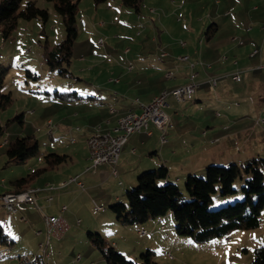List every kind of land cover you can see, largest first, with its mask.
Masks as SVG:
<instances>
[{"label":"rangeland","instance_id":"obj_1","mask_svg":"<svg viewBox=\"0 0 264 264\" xmlns=\"http://www.w3.org/2000/svg\"><path fill=\"white\" fill-rule=\"evenodd\" d=\"M28 2L47 11L46 23L39 19H20L7 37L3 38L0 34V69L6 70L1 91L10 96V103L0 110V126L4 128L0 137V195L11 189L13 181L44 167L45 154L72 156V161L59 166V170L74 173L83 168L86 151L79 135L87 130L82 128L86 125L81 122V114L88 115L91 123H96L95 119L99 118L97 114H102L103 109H86L81 105L73 106L56 100L53 96L55 91L75 90L79 95L86 96L91 95L93 88L97 87L105 99L112 97L108 94L124 91L126 102L134 101L139 107L147 104L144 101L153 92L171 91L184 84L183 78L177 74H186L183 63L189 67V62L179 61V57L186 56L190 62L205 66L218 62L225 67L236 61L237 66L231 64L232 69L242 68L243 64L253 68L255 62L246 61L248 53L253 54L255 51L258 54L264 50V0H143L138 13L121 6L120 0H106L98 5H94L91 0H80L76 11L77 36L72 44L69 65L75 78L67 79L49 71L44 58L45 52L65 36L59 15L52 2L46 0H22L20 9H24ZM207 33L212 34L208 41ZM239 41L242 45L238 44ZM223 57L228 62H219ZM167 69L174 71L176 77L166 79ZM239 73L244 81L248 73ZM109 79L120 80V83H109ZM198 83V89L190 99L173 103L168 98L163 109L168 117H174L175 122L174 128L165 136L170 147L165 146L159 157L173 167L182 164L185 168L171 171L172 183L182 191L187 175L181 178L178 175L191 166L196 169L191 175L205 177V169L209 165L227 167L230 163L242 165L257 157L264 159V126L256 123L264 119V112L253 107L245 109L244 103L239 110H230L229 101L225 102L227 105L215 104L209 99L214 89L207 86L206 82ZM198 97H201V102H196L201 100ZM135 98L140 99V102ZM73 112H79V115L74 117L71 115ZM130 112L139 114L141 110ZM19 114L22 115L21 123L14 120ZM227 116L233 121L240 118L241 127H256L253 141L240 149L233 145L228 151L217 144L209 145L202 132L220 130ZM48 119L53 123L51 139L47 134ZM76 126L79 131L73 130L72 134L66 132V128L75 129ZM95 131L103 134L98 128ZM28 136L37 140L39 154L23 164L7 163L6 142ZM70 140H77V143L66 146L65 143ZM56 142L61 144L55 145ZM156 142L159 149L160 145ZM198 151L204 152V156L196 157ZM146 154L147 151L136 156L145 159ZM230 155L236 156L231 158ZM128 161L133 160L128 157ZM201 170L202 173L199 172ZM46 173L38 176L31 185L43 184ZM134 187L124 190L123 195ZM119 202L125 203V200ZM232 202L214 195L209 207L216 209ZM110 205L104 207L106 215L102 213L96 219L93 216L95 213L86 211L84 223L79 226L68 220L73 231L76 230L85 241H63L66 245L59 247L55 239H50L45 253L52 256L62 253L59 257L55 256L57 262L60 258L58 264H70L77 255L94 264H105L88 241L87 233L91 232L100 234L113 243L116 251L135 262H139L140 254L151 251L156 264H249L253 260L254 249L264 243V211L259 226L253 230L236 229L226 236L196 244L189 237L176 234L171 213L155 223L149 221L143 225L124 226L115 221L109 210ZM0 214L7 218L0 225L8 237L14 240L11 247L0 246V264H17L18 255L27 256L30 260L40 255L38 245L45 242L44 223L34 215H23L26 217L23 222L19 221L20 215L14 216L4 209H0ZM88 219L94 220L88 221L86 228L84 224ZM37 230L43 234L37 236ZM142 231L144 234H141ZM47 264L53 263L48 260Z\"/></svg>","mask_w":264,"mask_h":264},{"label":"trees","instance_id":"obj_2","mask_svg":"<svg viewBox=\"0 0 264 264\" xmlns=\"http://www.w3.org/2000/svg\"><path fill=\"white\" fill-rule=\"evenodd\" d=\"M46 1L52 2L54 10L61 19L65 36L51 50L45 52V63L49 71L63 78L74 79L69 65L72 44L77 36L76 11L80 0ZM91 1L94 5H98L106 0ZM21 3L22 0H0V34L3 38L16 28L20 19L27 21L39 19L46 23L48 19L46 10L37 8L31 2H28L24 9H20ZM120 4L138 13L143 0H120ZM211 37L212 34L207 33L206 41ZM5 73V69H0V110H4L10 103V96L1 91ZM53 96L56 100L67 103H77L93 97L79 95L75 90L55 91ZM21 119V114L14 117V120L20 123ZM3 130L4 128L0 126V137L3 135ZM6 143L5 153L9 164H23L39 154V145L33 136L16 138ZM68 158L65 154L44 155V167L13 181L9 192L19 193L32 188L30 186L38 176L55 170L66 163ZM168 177V170L163 165L141 173L136 179L135 187L125 191V203L116 202L109 206L115 221L124 226L143 225L149 221L154 223L160 221L161 218L171 213L176 234L187 236L196 244L226 236L236 229L253 230L259 226L264 211L263 158H253L242 165L230 163L227 167L209 165L205 169V177L188 175L184 181L183 191L175 183L169 181ZM214 195H218L225 201L233 200V202L210 209ZM87 238L105 264H156L151 251L140 254L139 262H135L116 251L113 244L100 234L88 232ZM13 244L14 240L9 238L0 226V246L11 247ZM47 261H39L37 264H47ZM249 264H264V243L254 249L253 260Z\"/></svg>","mask_w":264,"mask_h":264},{"label":"crops","instance_id":"obj_3","mask_svg":"<svg viewBox=\"0 0 264 264\" xmlns=\"http://www.w3.org/2000/svg\"><path fill=\"white\" fill-rule=\"evenodd\" d=\"M254 11H257V10L255 9ZM259 53L258 55L254 51L253 53L254 56L251 52L248 53V58L246 61L247 62L254 61L255 63L252 64L253 68L248 67L245 64H243L242 68L232 69L231 64H234L237 66L236 61H234L233 63L225 67L223 65H220L218 62L209 63V65L207 66H205L202 63H199L194 68V71L197 72V80L200 82V84H203V82H206L207 86H209L211 89H214L213 92H211L209 99L211 101H214L215 104L227 105L225 102L229 101L227 103L229 104L228 108L230 110H232L233 108L235 110L236 109L239 110L242 108V105H243L242 103H244L245 109H249L253 107L254 109L261 110L264 112V50H261V52ZM221 61L225 63V62H228V59L227 60L221 59L219 62ZM183 65L185 66L184 69L187 70L186 74L184 75L177 74V76L180 78H183L184 80L183 83H185L187 81L188 76L191 73V69L187 66V64L183 63ZM168 70H171V69H167V71ZM235 71L244 72L243 75H246L248 73V75L246 76L247 78L243 81L240 75V81L235 82L232 79V74L235 73ZM175 77H176V73L174 72V78ZM210 78L216 79V86L213 87L208 82ZM108 82L119 84L120 80H110L109 79ZM231 88L234 90L230 91L229 89ZM93 89H94V92L91 94V96H93L92 99L83 100L77 103H70L73 106H76V105L84 106L86 109H98V110L103 109L102 114H99V113L97 114L99 118L95 119L96 123H91V121L88 119V115L81 114L82 115L81 122H83V124L86 125L85 127H82V128L87 130L85 131L83 135H79L85 147L84 151H86L85 152L86 154L85 163H84L83 168L78 169L77 171H74V173L68 172L67 170H59V168H56L53 171L47 172L44 175L45 182L43 184H41L40 186L38 185L30 186L33 189L40 190L33 195V201L29 203V205L19 204L16 207V213L12 214L14 216L20 215L19 221H23V222H25V219H26L25 216L27 215L29 216L34 215L38 217V219L41 220L42 223H43L42 219L46 216L62 217L68 223L69 229L59 240L54 241L58 243L59 247L60 246L64 247V245H66L65 243H63V241L65 242L68 241L70 243H73V242L80 243L82 241H85L84 240L85 238L79 237L80 234L76 230L73 231V228H72L73 226H71L69 222H73V225L75 224L76 226L81 225L82 223H84V213L86 211L95 213V215H93L95 216L94 217L95 219L97 218L98 215H101L102 213L106 215L107 212L104 210V207L107 205L113 204L115 202H119L122 199L125 200L123 191L131 186H134L136 184L137 177L141 173L148 171V170L156 169L159 166L163 165L168 170V174H169L168 180L173 182V179L171 178L172 169L177 170L179 167L180 169L178 170L185 169L182 166V164L178 166L175 165L176 167H173L170 163H168V161L161 159V157H159L161 150L165 146L170 147V143L168 141L162 143L160 139L162 136L161 132L159 133V131L155 128V126L152 123H148L146 129H142L138 133L131 134L128 137L124 146L121 148V151H120L121 154L119 155L120 157L115 167L116 169L115 176L112 175V168L109 165L99 166L97 170L95 171V173L86 172L85 168H92L91 167L92 160H88V149L86 145V140L95 131V128H98L99 130H101L103 134L104 133L114 134L116 126H117V121L123 114H126L127 112H130L131 110L133 112L139 110V107H137L134 101L126 102L127 97L124 94V91L122 93L108 94L110 97L111 96L112 97L109 99L107 98L105 99L102 97V93L99 90V88L96 87ZM161 91L162 90H157L153 92L151 95L148 96L147 101H144V102L149 103L151 99L157 94H159ZM168 98L171 99L173 103H177L171 96H169ZM198 98L201 99V97H198ZM135 100H139L140 102V99L138 98H135ZM201 101L202 99L196 100V102H201ZM78 113L73 112V114L71 115H73L74 117H77L79 115ZM216 116L220 117L219 113H216ZM173 118L169 117L170 123L168 125L166 134L168 133L169 130H172L174 128L175 121L173 120ZM226 118H227L226 123H223L221 125L220 130L202 132L203 137H207V142L209 145L217 144L219 145V147L228 151L230 148H232L231 146L233 145L234 147H238V149H240L246 146L247 144H249V142L253 141L254 131L256 130V127H253V125L248 126V127H241L239 125V123H241L240 118L234 121L231 119L230 116H227ZM231 120H232L231 123H227V122H230ZM49 122H51L52 131L50 134L48 133L47 134L48 136H50L49 139H51L52 138L51 135L53 132V123L50 119H48L46 122L47 129H48ZM73 130L79 131L80 129L77 126L75 127V129L66 128V132L68 133L73 132ZM156 141H158L160 145L159 149L156 147V143H157ZM76 143H77V140H70L69 143H65V145L66 146L67 144L75 145ZM59 144L61 143L59 142L55 143V145H59ZM146 151H147V154L145 156V159H140L138 158V156H136L137 154H142L143 152H146ZM227 155L228 154H226V157H229ZM153 156H155L156 159ZM201 156H204V152L200 153V151H198V153H196V157L201 158ZM235 156L236 155H232V156L230 155L231 158H234ZM128 157L133 161H128ZM134 157L135 159H133ZM67 161H72V156L69 157ZM89 162H90V165L88 164ZM186 170H187L186 172L180 171L182 174L178 175V178H181L180 176H184V175H187V176L191 175L192 172L195 171L196 169H194V166H191L187 168ZM199 172L202 173V170ZM74 177L77 178L76 182L69 183L62 188H57L53 190L45 189L48 186L58 187L61 182H65L68 179L74 178ZM78 182L82 184V187H79V185L77 184ZM1 183H4L3 180H1ZM9 191L10 189H7L4 192L6 193ZM20 206L21 208H19ZM95 206L99 207L100 210L95 211L94 210ZM62 207H65V209L62 210L61 209ZM0 209H4L1 206V204H0ZM6 220H7L6 216L3 214H0V224L1 222L6 221ZM90 220H94V219L86 220L85 224ZM85 224L84 226H86L87 228L88 223L86 225ZM151 229H154V228L152 227ZM4 231L6 233V230ZM37 231H41V230H37ZM75 233L77 234L75 235ZM41 235L42 234L37 235V236H41ZM61 255L62 253L60 254L57 253L56 255H53V256L52 254H49V259H48L49 263L52 262L53 264H58L60 258L58 259V262H57L55 259V256L59 257ZM77 256L75 260L73 259L71 260L70 264H73V263L94 264L93 261L84 260V258L81 256H79V259H77ZM19 257L20 256L18 255L17 264H18Z\"/></svg>","mask_w":264,"mask_h":264},{"label":"built area","instance_id":"obj_4","mask_svg":"<svg viewBox=\"0 0 264 264\" xmlns=\"http://www.w3.org/2000/svg\"><path fill=\"white\" fill-rule=\"evenodd\" d=\"M235 40V39H233ZM182 46L183 43H180ZM239 45H242V42H238ZM161 57H164V54H161ZM226 58L223 57L222 60ZM179 61L189 62V68L191 69V73L187 78V81L171 91L163 90L156 96H154L151 101L147 104L140 105V119L135 121L133 124H117L115 133H98L94 131L89 136V142L86 144L94 145L95 143H102L103 137H110L109 145H102V150L99 155H88V160H92V168H85L86 172L95 173L97 168L101 165H109L112 168V175H116V164L119 159L121 148L126 143L128 137L131 134L138 133L142 129L147 128L148 123H152L157 130H159L162 134L161 142L164 143L165 138L164 134L169 125V117L166 113H164L163 109L166 106V100L169 96H171L177 103L184 102L191 98V96L195 93L199 83L197 81V72L194 71V68L198 65L197 62H190L189 58L186 56H182L178 58ZM174 76V72L168 70L165 73L166 79H172ZM232 79L235 82L240 81V73L235 72L232 74ZM208 82L214 87L216 86V79L210 78ZM137 101V100H136ZM129 112L127 114H130ZM256 123L264 126V119L257 120ZM52 131V127H50V122L48 123V134ZM77 178H70L65 182H61L58 187L48 186L47 190H53L57 188H62L69 183L76 182ZM79 187H82L81 183H77ZM40 190H33L26 193H12L6 192L0 195V204L4 208V210L8 213L15 214L16 207L19 204H29L33 201V195ZM62 210L65 207L61 208ZM94 210H100L99 207L95 206ZM43 223L45 226V242L38 245L40 255L31 259V262H23L18 261V264H37L39 261H47L49 259V254L45 253V249L49 244L50 239L59 240L69 229L68 223L60 216H46L43 218ZM37 235L43 234L41 231L36 232ZM144 234V232H141ZM79 259V256H77Z\"/></svg>","mask_w":264,"mask_h":264},{"label":"bare ground","instance_id":"obj_5","mask_svg":"<svg viewBox=\"0 0 264 264\" xmlns=\"http://www.w3.org/2000/svg\"><path fill=\"white\" fill-rule=\"evenodd\" d=\"M139 119H140V113L139 114L130 113V114L125 115L124 117H121L119 121L117 122V124H133L135 121H138ZM50 127H51V122H50ZM86 142H89V137L86 140ZM109 144H110V137H103L102 143H95L94 145H91V144H86V145L89 149L90 155H99L102 150V145H109ZM33 190H37V189L28 188L27 190L19 192V193H26V192L33 191ZM18 261L31 262V260L27 256H20L18 258Z\"/></svg>","mask_w":264,"mask_h":264}]
</instances>
